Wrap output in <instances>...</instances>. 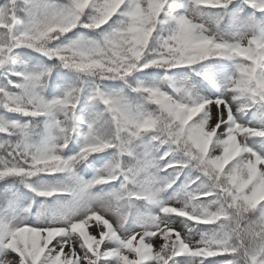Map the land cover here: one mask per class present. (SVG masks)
<instances>
[{
	"label": "snow or ice",
	"instance_id": "snow-or-ice-1",
	"mask_svg": "<svg viewBox=\"0 0 264 264\" xmlns=\"http://www.w3.org/2000/svg\"><path fill=\"white\" fill-rule=\"evenodd\" d=\"M0 264H264V0H0Z\"/></svg>",
	"mask_w": 264,
	"mask_h": 264
}]
</instances>
